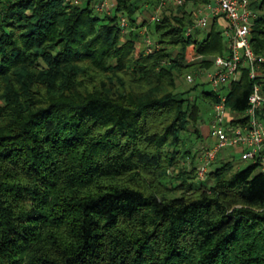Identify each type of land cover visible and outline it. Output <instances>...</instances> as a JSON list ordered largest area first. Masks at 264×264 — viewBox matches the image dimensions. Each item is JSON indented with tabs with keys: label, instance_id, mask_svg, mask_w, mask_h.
<instances>
[{
	"label": "trees",
	"instance_id": "1",
	"mask_svg": "<svg viewBox=\"0 0 264 264\" xmlns=\"http://www.w3.org/2000/svg\"><path fill=\"white\" fill-rule=\"evenodd\" d=\"M154 1L113 0L100 14L98 0H0V264H264V164L226 159L200 181L199 155L182 150L192 129L206 140L198 102L214 108L219 93L193 92L228 41L217 19L202 39L186 35L210 0L140 20ZM250 8L260 59L264 0ZM144 31L153 53L140 49ZM190 45L201 61L186 62ZM258 64L256 79L244 66L222 91L231 113L256 84L264 94Z\"/></svg>",
	"mask_w": 264,
	"mask_h": 264
},
{
	"label": "built area",
	"instance_id": "2",
	"mask_svg": "<svg viewBox=\"0 0 264 264\" xmlns=\"http://www.w3.org/2000/svg\"><path fill=\"white\" fill-rule=\"evenodd\" d=\"M83 0H66L67 3L80 4ZM171 2L182 6L185 0H159L155 13L147 20L152 23L159 17L161 9ZM251 0H210L205 5L193 26L187 29L186 35L189 37L197 31L206 30L211 23L220 17L228 22V26L223 30V34L229 44V54L219 56L215 59L214 69L209 74V83L213 91L219 93L220 102L215 105L214 119L210 126V137L212 144L205 147L200 152L198 159V178L204 181L207 178L210 166L218 159L224 149H233L241 154V160L247 162H258L264 164V94L261 86L256 84L249 98L247 110L236 115L231 113L226 105L227 95L222 91L229 89L232 82L240 79L242 68L249 67V74L252 79L259 76L258 59L252 48V27L257 15L250 8ZM114 3L109 0H100L96 4V10L100 13H111ZM120 26L124 32L129 29V21L126 16L120 18ZM145 35L144 47L147 54L153 53L155 43L147 33ZM203 59L197 53L190 58H186L187 63L198 62ZM186 80L189 83L195 81L193 74H188ZM236 117L246 120L244 125H234Z\"/></svg>",
	"mask_w": 264,
	"mask_h": 264
},
{
	"label": "rangeland",
	"instance_id": "3",
	"mask_svg": "<svg viewBox=\"0 0 264 264\" xmlns=\"http://www.w3.org/2000/svg\"><path fill=\"white\" fill-rule=\"evenodd\" d=\"M100 1V0H98ZM111 3V1H110ZM169 4H173L171 2H168L164 7H166ZM164 7L161 9L160 13L163 11ZM159 13V15H160ZM151 17V16H150ZM140 49H144V44L140 45ZM211 71H213V69H211L210 71H205L203 72L201 75H199L200 80L198 82H203L204 85L199 87V89L195 92H193V97H199L201 95L202 92H211L213 91V88L211 86V84L209 83V74L211 73ZM194 75V74H193ZM196 76V75H194ZM195 81L193 83H189L186 80V77L183 79L178 80V93L182 94V93H186L192 90L193 85H194ZM199 106L202 110V117L201 120L203 121V131L207 132V136L210 135V126L211 123L214 119V114H215V110L214 108H211L209 105H207L202 99H199ZM194 129H192V133L194 135H191L189 133H184L182 138H183V144H182V150L184 151H190L192 152V154H196L199 155L198 158L200 157V152L202 151L203 148L208 147L210 144H212L213 140L212 137H207V140L203 141L202 139L199 140L194 133ZM231 156L234 155L235 157L233 158H229V155ZM230 156V157H231ZM227 160H234V166H235V170L238 169H243L245 167H248L251 162H247V161H243L241 160V154L235 152L233 149H224L220 155H219V159L217 160V162L212 165L209 169V171H214L217 168L221 167L223 162ZM239 166V168H238ZM263 169L259 168L256 172L259 173L261 172ZM207 186H211L212 182L211 181H206L205 183ZM151 185V184H150ZM174 195H182V192H177L176 194H172Z\"/></svg>",
	"mask_w": 264,
	"mask_h": 264
},
{
	"label": "crops",
	"instance_id": "4",
	"mask_svg": "<svg viewBox=\"0 0 264 264\" xmlns=\"http://www.w3.org/2000/svg\"><path fill=\"white\" fill-rule=\"evenodd\" d=\"M109 1H111V2H113V0H109ZM155 2H157V0H155L154 1V3ZM79 5H81V6H84L85 5V2H84V0L79 4ZM150 5L149 4H146V8H145V10H144V12L143 13H140L139 14V16H140V20H142V19H145V20H147V18L149 17V16H152L155 12V10H150V7H149ZM203 8V7H202ZM201 8V9H202ZM201 9H199V10H197V11H195V13H196V16L198 17L199 16V13H200V11H201ZM188 10L189 11H193L194 9H193V7H192V5H191V3H189V7H188ZM217 22H218V25H219V27H220V29L223 31V30H225L226 28H227V26H228V22L224 19V18H222V17H220V18H218L217 19ZM210 29L211 28H208V29H206V30H200L199 31V35H198V37H199V39H202L204 36H206L207 34H209V32H210ZM197 52H196V49H195V45H190L187 49H186V52H185V58H190V57H192L194 54H196ZM198 54V53H197ZM187 62V61H186ZM199 62V61H198ZM191 63H197V62H191ZM202 134H203V139H206L207 140V132L206 131H203V129H202ZM209 138V137H208ZM229 155V158H230V154H228ZM239 167V166H238Z\"/></svg>",
	"mask_w": 264,
	"mask_h": 264
}]
</instances>
